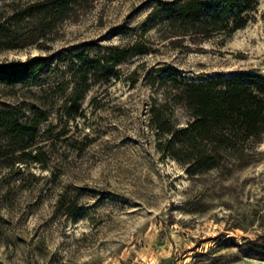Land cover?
I'll return each instance as SVG.
<instances>
[{
  "label": "rangeland",
  "instance_id": "obj_1",
  "mask_svg": "<svg viewBox=\"0 0 264 264\" xmlns=\"http://www.w3.org/2000/svg\"><path fill=\"white\" fill-rule=\"evenodd\" d=\"M173 1L99 0L49 50L0 51V63L46 62L39 85L0 88V106L23 124L33 109L47 115L31 158L0 167V264H264V140L241 164L189 175L156 150L149 117L161 101L149 81L167 73L264 77V0L231 37L181 49L148 27L153 9ZM137 40L150 53L112 67V49ZM99 58L94 73L88 62ZM82 75L85 88L75 86ZM172 120L182 127L189 116L172 106Z\"/></svg>",
  "mask_w": 264,
  "mask_h": 264
},
{
  "label": "trees",
  "instance_id": "obj_2",
  "mask_svg": "<svg viewBox=\"0 0 264 264\" xmlns=\"http://www.w3.org/2000/svg\"><path fill=\"white\" fill-rule=\"evenodd\" d=\"M96 1L99 0H12L8 15H0V51L13 50L21 43L49 50L61 26L89 11ZM258 4L259 0H174L153 9L148 27L154 28L158 40L167 42L172 49H181L186 41L201 44L231 37L255 20ZM112 50V67L151 51L145 41L139 40ZM100 59L88 62L92 72L99 73ZM45 68L42 57L0 63V88L39 85ZM86 81L82 75L75 86L85 88ZM149 83L151 87L157 83L156 89L161 91V101L154 99L149 110L155 148L184 165L189 175L224 163L241 164L246 153L264 140L261 75L238 73L187 82L167 73ZM172 106L187 112L189 121L184 126L173 122ZM46 118L45 113L33 109L31 121L23 124L19 112L0 106V167L10 168L31 158L38 127Z\"/></svg>",
  "mask_w": 264,
  "mask_h": 264
}]
</instances>
